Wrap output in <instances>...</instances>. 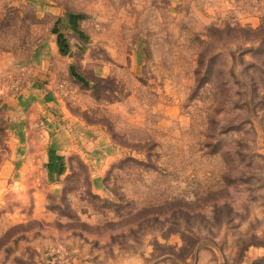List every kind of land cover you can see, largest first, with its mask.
<instances>
[{
  "label": "rangeland",
  "instance_id": "374dc122",
  "mask_svg": "<svg viewBox=\"0 0 264 264\" xmlns=\"http://www.w3.org/2000/svg\"><path fill=\"white\" fill-rule=\"evenodd\" d=\"M37 68L70 153L0 173V264H264V0H0V158Z\"/></svg>",
  "mask_w": 264,
  "mask_h": 264
},
{
  "label": "crops",
  "instance_id": "0c3cea01",
  "mask_svg": "<svg viewBox=\"0 0 264 264\" xmlns=\"http://www.w3.org/2000/svg\"><path fill=\"white\" fill-rule=\"evenodd\" d=\"M37 70L36 79L29 80L26 86L6 101L8 128L0 158V173L14 174L16 183L21 182L27 171L33 170L39 163L54 178L64 176L66 167L62 155L70 153L61 149L70 147L65 141L70 137L68 133L57 132V129L53 133L51 125H48L47 129L51 133L49 143L35 133L38 119L50 117L52 114L48 108H52L56 101L49 86L43 81L46 75L44 70Z\"/></svg>",
  "mask_w": 264,
  "mask_h": 264
}]
</instances>
